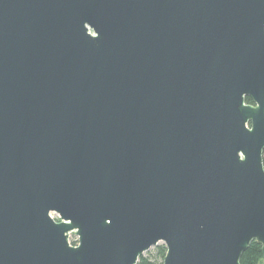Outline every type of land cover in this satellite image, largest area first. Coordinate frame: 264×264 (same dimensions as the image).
<instances>
[{
    "label": "water",
    "instance_id": "water-1",
    "mask_svg": "<svg viewBox=\"0 0 264 264\" xmlns=\"http://www.w3.org/2000/svg\"><path fill=\"white\" fill-rule=\"evenodd\" d=\"M263 152L264 0H0V264L264 262Z\"/></svg>",
    "mask_w": 264,
    "mask_h": 264
},
{
    "label": "trees",
    "instance_id": "trees-1",
    "mask_svg": "<svg viewBox=\"0 0 264 264\" xmlns=\"http://www.w3.org/2000/svg\"><path fill=\"white\" fill-rule=\"evenodd\" d=\"M245 102L252 103V100L249 97H246ZM71 244L75 245V241L73 240ZM165 253V245L163 243H159L154 246L153 252H151L150 254H141L135 264H163ZM239 264H264L261 254V245L255 240L251 241L249 246L242 252L239 259Z\"/></svg>",
    "mask_w": 264,
    "mask_h": 264
},
{
    "label": "rangeland",
    "instance_id": "rangeland-1",
    "mask_svg": "<svg viewBox=\"0 0 264 264\" xmlns=\"http://www.w3.org/2000/svg\"><path fill=\"white\" fill-rule=\"evenodd\" d=\"M52 215H53V218H54L55 220H57V218H58L57 214L53 213ZM68 240H69L70 242H72V241L74 240L75 243L77 244V236L74 234L73 231H71V232L68 234ZM153 248H154V246L150 247L148 250H146L145 252H143V255L150 254L151 252H153Z\"/></svg>",
    "mask_w": 264,
    "mask_h": 264
},
{
    "label": "built area",
    "instance_id": "built-area-1",
    "mask_svg": "<svg viewBox=\"0 0 264 264\" xmlns=\"http://www.w3.org/2000/svg\"><path fill=\"white\" fill-rule=\"evenodd\" d=\"M50 214H51V216L53 217V215H52L53 213H50ZM57 220H59V219L57 218ZM68 242L71 244V242H70L69 240H68ZM71 245H73V244H71Z\"/></svg>",
    "mask_w": 264,
    "mask_h": 264
},
{
    "label": "flooded vegetation",
    "instance_id": "flooded-vegetation-1",
    "mask_svg": "<svg viewBox=\"0 0 264 264\" xmlns=\"http://www.w3.org/2000/svg\"><path fill=\"white\" fill-rule=\"evenodd\" d=\"M75 245H76V243H75Z\"/></svg>",
    "mask_w": 264,
    "mask_h": 264
}]
</instances>
